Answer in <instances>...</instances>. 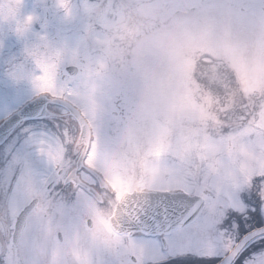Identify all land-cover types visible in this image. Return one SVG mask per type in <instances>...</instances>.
<instances>
[{"label": "rangeland", "instance_id": "1", "mask_svg": "<svg viewBox=\"0 0 264 264\" xmlns=\"http://www.w3.org/2000/svg\"><path fill=\"white\" fill-rule=\"evenodd\" d=\"M64 3L0 0L9 15L21 10L26 24L34 19L41 23L38 92L70 95L79 105L86 96L84 106L91 111L104 107L96 97L102 91L105 101H112L105 106L115 110L111 92L123 91V100L135 99L132 129L142 134L133 137L152 139L155 148L163 147L166 139H182L184 176L191 179L196 173L200 192L215 197L207 199L208 205L240 212L243 200L250 209L256 176L264 175V0H88L82 14L72 16L76 26L71 34L63 29L50 37L44 27L48 16L58 14ZM92 10L100 12V22ZM230 24L240 27L239 32L226 29ZM19 30L16 26L8 32ZM51 44L56 46L53 51ZM205 56L232 70L231 88H217L216 68L196 80V61ZM80 58L83 73L60 81L63 75L71 76L62 72L65 63ZM130 132L120 128L118 137L130 138ZM103 150L100 170L108 153H114L106 144ZM190 184L186 182V188Z\"/></svg>", "mask_w": 264, "mask_h": 264}, {"label": "flooded vegetation", "instance_id": "2", "mask_svg": "<svg viewBox=\"0 0 264 264\" xmlns=\"http://www.w3.org/2000/svg\"><path fill=\"white\" fill-rule=\"evenodd\" d=\"M84 3H88V0H66L64 8L58 14L48 16V24L44 27L49 31V36H55L57 32H63V29L65 35L71 34L69 30L76 26L75 22H71L72 16L82 14ZM20 11L16 10L15 15H9L0 8V126L24 106L39 96L46 95L50 99L65 100L78 110L90 128V138L82 136V126L70 110L62 105L49 103L47 111L51 115L22 121L0 145L2 165L4 149L17 136L23 139L22 127L40 125L49 132L48 139L34 150L31 160L37 181L41 184L46 182V195L36 200L34 207L30 206L31 214L25 232L15 245L6 234L5 221L0 217V264H3L5 254L9 264H131L138 251L136 237L142 234L137 230L120 232L112 225V216L127 194L192 192L193 195L203 197L205 202L208 198L215 197L200 192L195 172L197 178L184 176L182 139H166L168 141L163 147L155 148L152 139L133 137L142 134L141 131L132 129L135 125V99L123 100V91L111 92L116 98L115 110H110L112 106H105L112 101H105L107 97L102 91L96 97L99 102L102 99L104 107L99 105L91 111L84 106L88 102L86 96H80L83 100L79 99V105L70 95L54 97L38 92L43 47L40 35L42 26L37 19L26 24ZM94 12L98 14L96 18L100 22V12L92 10L90 13ZM85 18L86 15L82 17V22ZM16 26L20 27L19 32H8ZM56 40L59 39L54 37L55 43ZM62 43L58 41L60 48ZM48 48L53 51L56 46L52 47L51 44ZM61 50L63 55H67L65 46ZM52 56L55 55L52 53ZM53 58L56 57L51 59ZM82 61L81 58L67 61L62 72H67L69 67H76L78 74L75 77L81 75ZM105 76L107 74L102 75ZM71 77L63 75L59 78L64 82L70 81ZM112 77L115 78L116 75L113 74ZM120 128L130 129L132 137L119 138ZM104 144L112 146L114 153H108L100 170V151L105 153ZM260 176L262 175L256 177ZM186 182H191L187 185L188 188ZM256 183L252 187L250 209L247 212L251 219L248 222L234 214L231 207L227 211L229 219L220 224L218 221L224 208L219 206L218 210L207 203L208 207L203 209L200 216L206 218L211 227L202 225L203 248H211L219 241L220 229H226V236H232V221L240 220L241 234L264 225V215L257 195L260 180ZM141 188L143 191L139 190ZM261 250H264V241L252 242L241 258ZM169 264L207 262L190 257L187 260L171 261ZM237 264H240L239 260Z\"/></svg>", "mask_w": 264, "mask_h": 264}, {"label": "snow or ice", "instance_id": "3", "mask_svg": "<svg viewBox=\"0 0 264 264\" xmlns=\"http://www.w3.org/2000/svg\"><path fill=\"white\" fill-rule=\"evenodd\" d=\"M19 125L20 122L17 121L13 128ZM21 132L23 139L17 136L4 149L3 164L0 165V217L5 221L6 234L10 236L13 245L25 232L31 214L30 206L34 207V202L46 195V182L41 184L37 181L31 160L34 150L48 139L49 132L46 127L40 125L22 127ZM259 180L257 195L260 198L261 213L264 215V175L260 176ZM139 190L143 191V188ZM185 195L193 199L192 192H186ZM249 196H251V187H249ZM241 203L244 204L243 212L235 208L232 211H236L243 221L248 222L251 219L247 215L248 206L243 200ZM178 206L184 208V211L177 219H170L165 209L162 220L156 219L155 215L150 217L153 221L151 225L140 218V211L147 214L146 209L126 207L125 215L129 228L135 227L142 234L136 237L138 251L136 259L132 260L131 264H169L171 261L187 260L190 257L206 261L207 264H237L238 260L240 264H264V250L241 258L252 242L264 241V225L253 227L250 231L241 234L240 220L232 221L235 235L226 236L227 230L220 229L219 241L213 247L205 249L201 246L202 225L207 224L211 227V223L199 213L208 207L207 202L196 197L191 204L182 202ZM26 209L28 211H25ZM213 210L215 211V208ZM227 211V209L223 210L218 223L222 224L229 219ZM252 211L254 212L255 208ZM3 264H9L6 254Z\"/></svg>", "mask_w": 264, "mask_h": 264}, {"label": "water", "instance_id": "4", "mask_svg": "<svg viewBox=\"0 0 264 264\" xmlns=\"http://www.w3.org/2000/svg\"><path fill=\"white\" fill-rule=\"evenodd\" d=\"M67 72L71 76H76L78 74V68L69 67ZM49 103L59 104L66 107L70 112L74 114L77 120L80 122L83 129V137L90 138V128L87 122L82 118L79 111L76 110L70 103L62 99H50L46 95H41L18 112L10 116L5 122L0 126V145L8 138L11 132L16 128H13L17 124V121L20 123L26 117L28 119L34 118H43L51 115L47 111V105ZM11 130V131H10ZM199 197L201 200L205 201L203 197L193 195V199ZM193 199H190L185 195L184 192H135L129 193L125 198L118 204L114 215L112 216V225L113 227L125 233H130L134 230H137L135 227L129 228L128 220L125 215V209H146L147 214L144 211H140V218L146 221L147 224H152V219L150 217L156 216V219L162 220L165 215V209H167V215L170 219H177L184 211V208L179 207L180 203L191 204ZM203 209L199 213L201 215ZM19 227V225H18Z\"/></svg>", "mask_w": 264, "mask_h": 264}, {"label": "trees", "instance_id": "5", "mask_svg": "<svg viewBox=\"0 0 264 264\" xmlns=\"http://www.w3.org/2000/svg\"><path fill=\"white\" fill-rule=\"evenodd\" d=\"M230 25L231 26L228 25V27H226V29H228L232 33H238L239 32L240 27H238L236 24H230ZM203 60H205L206 62H204ZM196 62H197L196 66H195L196 80H199V76H200L199 74H202L203 72H205V70H207V69L210 70L211 68L212 69L216 68L217 73L219 74V78L217 80V82H218L217 88L218 89L224 87L223 85H226L225 87L227 89L231 88L234 85L235 79H234V75H233L232 70L230 68L226 67V64L224 62H222L221 60L205 56L204 58L197 59ZM222 68L224 69V72L221 71ZM222 75H224L226 77H224ZM219 80H222V82Z\"/></svg>", "mask_w": 264, "mask_h": 264}]
</instances>
